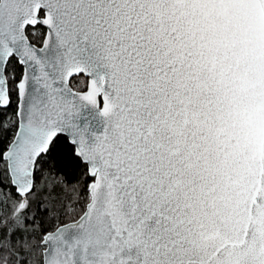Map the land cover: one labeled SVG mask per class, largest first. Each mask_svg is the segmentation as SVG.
I'll return each mask as SVG.
<instances>
[{"label":"snow or ice","instance_id":"obj_1","mask_svg":"<svg viewBox=\"0 0 264 264\" xmlns=\"http://www.w3.org/2000/svg\"><path fill=\"white\" fill-rule=\"evenodd\" d=\"M0 264H264V0H0Z\"/></svg>","mask_w":264,"mask_h":264},{"label":"trees","instance_id":"obj_2","mask_svg":"<svg viewBox=\"0 0 264 264\" xmlns=\"http://www.w3.org/2000/svg\"><path fill=\"white\" fill-rule=\"evenodd\" d=\"M71 178H72L71 176L68 177V179H71Z\"/></svg>","mask_w":264,"mask_h":264}]
</instances>
